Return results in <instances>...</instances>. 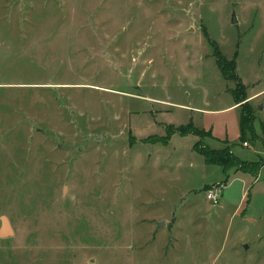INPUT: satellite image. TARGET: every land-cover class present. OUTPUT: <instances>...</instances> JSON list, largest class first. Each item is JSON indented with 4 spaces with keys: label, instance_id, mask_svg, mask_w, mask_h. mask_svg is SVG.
Masks as SVG:
<instances>
[{
    "label": "rangeland",
    "instance_id": "rangeland-1",
    "mask_svg": "<svg viewBox=\"0 0 264 264\" xmlns=\"http://www.w3.org/2000/svg\"><path fill=\"white\" fill-rule=\"evenodd\" d=\"M189 120L264 162V0H0V264H264V166Z\"/></svg>",
    "mask_w": 264,
    "mask_h": 264
},
{
    "label": "trees",
    "instance_id": "trees-1",
    "mask_svg": "<svg viewBox=\"0 0 264 264\" xmlns=\"http://www.w3.org/2000/svg\"><path fill=\"white\" fill-rule=\"evenodd\" d=\"M215 55V63L219 68L221 76L223 78L229 79L232 78L235 80V88L231 89V93H233L234 103L238 104V106H242L247 102L248 95L245 92V87L238 78L236 73V63L233 58H225L218 49L214 51ZM255 117L253 113H249L248 111L241 110L239 116V139L244 140L247 133L254 140L258 139L256 137L254 131V121ZM174 132H178L181 135H185L187 133H192L200 137V140L195 142L194 149L203 156L205 162L207 164H218L221 166L223 171L228 172L231 168L236 171H241L244 173H250L251 175L257 176L259 173L261 166L264 165V162L260 160H245L241 158L238 154L233 151V148L236 144L228 143L227 139L223 141V146L211 148L204 142H202V138L205 136L210 137L211 131L205 130V128H198L193 125L192 121H187L185 124H168L166 125V134L163 139H169L170 135Z\"/></svg>",
    "mask_w": 264,
    "mask_h": 264
},
{
    "label": "built area",
    "instance_id": "built-area-1",
    "mask_svg": "<svg viewBox=\"0 0 264 264\" xmlns=\"http://www.w3.org/2000/svg\"><path fill=\"white\" fill-rule=\"evenodd\" d=\"M221 194L222 190L219 187H212L206 191L205 196L207 200L217 204L220 201Z\"/></svg>",
    "mask_w": 264,
    "mask_h": 264
},
{
    "label": "water",
    "instance_id": "water-1",
    "mask_svg": "<svg viewBox=\"0 0 264 264\" xmlns=\"http://www.w3.org/2000/svg\"><path fill=\"white\" fill-rule=\"evenodd\" d=\"M231 18H232V22H236V17H235V15H234L233 12H232V14H231ZM5 223L7 224L6 219L3 218V226L1 227L0 235H6V233H7V234L10 233V231H6L7 228L4 227V224H5ZM5 229H6V230H5Z\"/></svg>",
    "mask_w": 264,
    "mask_h": 264
},
{
    "label": "crops",
    "instance_id": "crops-1",
    "mask_svg": "<svg viewBox=\"0 0 264 264\" xmlns=\"http://www.w3.org/2000/svg\"><path fill=\"white\" fill-rule=\"evenodd\" d=\"M251 96H252V95L250 94V97H251ZM251 98H252V97H251ZM233 104H235L234 101H233V103H232L231 105H233ZM210 131H211V130H210ZM211 136H212V135H211ZM218 139H219V138H218ZM220 139H221V141H222V140L224 141L226 138L223 137V138H220ZM227 141H228V139H227ZM246 142H247V141H246ZM228 143H229V142H228ZM222 146H223V144H222ZM259 147H260V146H259L258 143H257V145H256L257 153L260 152L261 150L264 151V149H262V148H264V142H262V146L260 147L261 150L258 149ZM255 152H256V151H255ZM256 157H257V155H256ZM255 160H257V159L255 158ZM262 166H264V165H262ZM262 166H261V167H262ZM239 172H241V171H239ZM259 172H260V171H259ZM242 173H244V172H242ZM244 174H246V173H244ZM247 174H250V173L247 172ZM258 174H259V173H258ZM258 174H257V175H258ZM250 175H251V174H250ZM0 216H1V215H0ZM8 219H9V218H8ZM0 230H1V226H0Z\"/></svg>",
    "mask_w": 264,
    "mask_h": 264
},
{
    "label": "bare ground",
    "instance_id": "bare-ground-1",
    "mask_svg": "<svg viewBox=\"0 0 264 264\" xmlns=\"http://www.w3.org/2000/svg\"><path fill=\"white\" fill-rule=\"evenodd\" d=\"M4 227L7 228V224L6 223L4 224Z\"/></svg>",
    "mask_w": 264,
    "mask_h": 264
}]
</instances>
